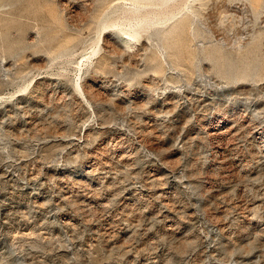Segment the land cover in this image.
Listing matches in <instances>:
<instances>
[{
  "label": "rangeland",
  "instance_id": "rangeland-1",
  "mask_svg": "<svg viewBox=\"0 0 264 264\" xmlns=\"http://www.w3.org/2000/svg\"><path fill=\"white\" fill-rule=\"evenodd\" d=\"M192 1L0 0V264H264V0Z\"/></svg>",
  "mask_w": 264,
  "mask_h": 264
},
{
  "label": "bare ground",
  "instance_id": "bare-ground-1",
  "mask_svg": "<svg viewBox=\"0 0 264 264\" xmlns=\"http://www.w3.org/2000/svg\"><path fill=\"white\" fill-rule=\"evenodd\" d=\"M191 2L193 3L192 0H134L129 9L121 15H115L105 24L99 37L103 40L109 33L108 30L113 29L127 35L123 41L130 44L138 35L175 19L184 11L188 12ZM80 89L83 91L82 87Z\"/></svg>",
  "mask_w": 264,
  "mask_h": 264
}]
</instances>
